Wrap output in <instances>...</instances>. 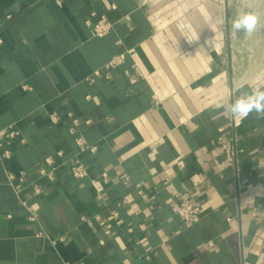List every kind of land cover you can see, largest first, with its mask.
<instances>
[{"label":"crops","instance_id":"obj_1","mask_svg":"<svg viewBox=\"0 0 264 264\" xmlns=\"http://www.w3.org/2000/svg\"><path fill=\"white\" fill-rule=\"evenodd\" d=\"M263 63L264 0H0V264H264Z\"/></svg>","mask_w":264,"mask_h":264},{"label":"built area","instance_id":"obj_2","mask_svg":"<svg viewBox=\"0 0 264 264\" xmlns=\"http://www.w3.org/2000/svg\"><path fill=\"white\" fill-rule=\"evenodd\" d=\"M95 16V14H94ZM89 23L93 26V31L96 35H104L107 34L111 29V22H109L106 18H97L95 21H89ZM119 60H114L112 64H118ZM260 76L264 79V63L262 64V68L260 70ZM74 123H78L77 119H74ZM12 133L7 134L5 132L0 133V139L4 136H11ZM79 144L83 149L90 148L91 150H95V146H89L86 142L83 141L82 138H79ZM222 151L227 156V165H232L235 162V150L232 145L225 140H222ZM71 172L74 178L82 179L88 175V169L82 163L74 164L71 168ZM106 178L107 174L103 173L102 175ZM174 210L179 215V217L183 220L186 226H192L199 222L201 218L202 208L194 203L192 200L187 198H180V200L174 203ZM116 212H114V215Z\"/></svg>","mask_w":264,"mask_h":264},{"label":"clouds","instance_id":"obj_3","mask_svg":"<svg viewBox=\"0 0 264 264\" xmlns=\"http://www.w3.org/2000/svg\"><path fill=\"white\" fill-rule=\"evenodd\" d=\"M257 24V18L252 14L239 15L233 22L232 27L237 32H248L251 34ZM220 107H223L221 105ZM225 113L229 114L232 119L242 121L246 119L253 112L257 119H264V90L257 89L255 92L246 96H241L235 101L231 102ZM222 115L224 113H221Z\"/></svg>","mask_w":264,"mask_h":264}]
</instances>
